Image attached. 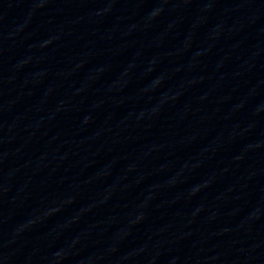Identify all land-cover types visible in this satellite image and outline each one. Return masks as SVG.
Segmentation results:
<instances>
[{
  "label": "water",
  "instance_id": "95a60500",
  "mask_svg": "<svg viewBox=\"0 0 264 264\" xmlns=\"http://www.w3.org/2000/svg\"><path fill=\"white\" fill-rule=\"evenodd\" d=\"M0 264H264V0H0Z\"/></svg>",
  "mask_w": 264,
  "mask_h": 264
}]
</instances>
